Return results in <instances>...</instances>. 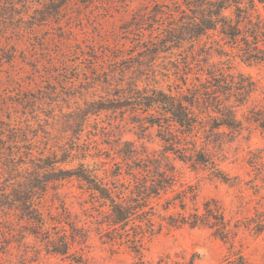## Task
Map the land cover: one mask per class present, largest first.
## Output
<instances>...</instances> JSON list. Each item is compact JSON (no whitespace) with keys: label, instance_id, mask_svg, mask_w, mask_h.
Listing matches in <instances>:
<instances>
[{"label":"trees","instance_id":"16d2710c","mask_svg":"<svg viewBox=\"0 0 264 264\" xmlns=\"http://www.w3.org/2000/svg\"><path fill=\"white\" fill-rule=\"evenodd\" d=\"M72 1L0 0V62H11L15 56V47L2 42L11 28L35 33L36 26L60 20ZM261 8L264 0H168L137 11L124 24L133 34L130 45L93 43L89 50L82 49L79 63L91 64L82 67L84 77L78 84H72L70 76L61 82L76 90L72 94L97 92L99 87L105 94L88 96L82 106L66 113L73 133L68 145L49 137L38 139L37 133L2 121L9 139L2 131L0 252L10 242L26 244L33 237L49 253L91 264L85 249L89 229L78 224L58 193L53 199L58 205H45L51 183L75 178L93 199L104 236L129 242L140 256L135 264H145L147 239L164 227L211 229L230 243L227 264H251L236 248L238 227L231 225L220 200L204 198L200 203L195 187L176 186L173 158L232 183L215 149L232 140L247 122L264 132V99L244 118L238 114L256 82L234 70L235 59L264 63ZM64 68L69 74L70 66ZM103 112H120L144 132L155 129L162 149L141 153L131 141L118 137L115 152L122 159L115 160L108 152L113 166L106 168L101 162L96 167L94 162L91 169L86 160L93 144L82 135L92 117L97 120L94 128L106 133L98 121Z\"/></svg>","mask_w":264,"mask_h":264},{"label":"rangeland","instance_id":"374dc122","mask_svg":"<svg viewBox=\"0 0 264 264\" xmlns=\"http://www.w3.org/2000/svg\"><path fill=\"white\" fill-rule=\"evenodd\" d=\"M166 1L92 0L82 3L73 0L60 20L36 26L35 33L12 31L11 28L7 37L2 38L4 44L11 49L15 47L16 51L11 62H0V135L5 131V137L9 139V132L5 130L7 126L2 123L5 121L29 129L31 134L37 133L38 139L49 137L68 145L73 133L66 113L82 106L88 96L105 94V89L99 87L97 92L91 89L87 93L72 94L76 90L65 86L61 79L70 76L72 84H78L84 77L82 67L91 65L89 62L83 66L79 63L82 49L89 50L93 43L115 44L120 41L130 45L133 34L125 30L124 24L137 11H146L154 4ZM261 12L264 17L263 8ZM65 65L70 66L69 74L65 72ZM234 70L249 75L256 82L248 101L238 108L239 116L244 118L250 107L264 99V63L235 59ZM122 119L120 112H103L98 121L106 133L94 128L97 120L90 119L82 139H90L93 144L91 156L86 160L91 169L95 167L94 162L98 164L96 167L106 162L105 167L111 168L114 160L107 158L108 152L115 160L122 159L115 152L119 146L118 137L131 141L141 153L162 149L155 129L144 132L129 120ZM246 125L245 129L234 134L232 140L215 149L220 165L232 177V183L212 177L202 167L193 168L179 158H173V163L178 180L176 186L195 187L200 203L204 198L220 200L231 225L238 227L236 248L251 264H264V132L254 124L247 122ZM98 173L103 175V170ZM57 193L78 224L89 229L85 249L91 264H135L139 260L140 256L125 239L110 240L104 236V230L97 223L101 216L92 208L93 199L77 179L51 183L45 199L46 207L59 204L57 199L53 200ZM53 210L57 212L56 208ZM9 220L19 226L13 216ZM1 240L0 236V245ZM26 242H10L7 250L0 252V264H22V261L25 264H78L47 252L33 237ZM229 244L208 228L164 227L147 239L143 259L145 264H227Z\"/></svg>","mask_w":264,"mask_h":264}]
</instances>
